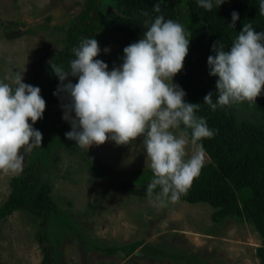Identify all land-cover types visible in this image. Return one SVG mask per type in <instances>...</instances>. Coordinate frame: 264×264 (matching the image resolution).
Returning a JSON list of instances; mask_svg holds the SVG:
<instances>
[{
	"label": "clouds",
	"instance_id": "1",
	"mask_svg": "<svg viewBox=\"0 0 264 264\" xmlns=\"http://www.w3.org/2000/svg\"><path fill=\"white\" fill-rule=\"evenodd\" d=\"M224 2L197 0L198 6L207 11ZM153 10L160 12L159 3L153 5ZM259 12L264 15V0L259 2ZM238 19V13L233 11L229 27L233 28ZM189 43L181 23L158 15L142 38L123 48L118 67L109 70L106 62L94 59L101 49L92 37L83 38L73 48L75 58L69 62L68 70H55L60 83L53 95L65 93L68 99L61 117L71 126L65 138L88 149L109 140L121 145L142 137L153 174L146 195L150 204L158 208L187 194L205 163L202 140L215 134L205 118L195 114L200 104L187 102L185 91L173 83L183 68ZM212 50L215 55L208 56L207 65L209 75L217 77L216 101L210 91L203 102L212 110L234 102L255 103L264 85V31H256L251 23L244 24L230 48L225 50L214 43ZM103 51L107 53L109 49ZM23 72L0 79L3 174L22 173L23 153L42 143V133L34 124L43 118L46 102L38 86L23 82ZM70 76L77 78L75 83L68 79ZM189 144L194 148L190 156L186 152Z\"/></svg>",
	"mask_w": 264,
	"mask_h": 264
},
{
	"label": "trees",
	"instance_id": "2",
	"mask_svg": "<svg viewBox=\"0 0 264 264\" xmlns=\"http://www.w3.org/2000/svg\"><path fill=\"white\" fill-rule=\"evenodd\" d=\"M104 1L84 0L79 14L63 31L62 53L45 67L35 68L27 83H45L47 106H52L59 118V94L53 95L60 83L55 70L69 69V62L75 58L72 50L83 38L94 37L97 40L100 36L107 35L122 43L123 47L117 53L99 54L94 58L106 62L110 70L122 63L123 48L142 38L156 16L163 15L166 20L181 23L187 30L190 43L183 68L174 76V81L185 91L184 99L187 102L200 104L195 114L205 118L208 127L215 134L210 139L202 140L209 163L203 165L199 176L194 178L187 194L179 201L208 204L213 208L212 221L219 225L227 220L252 224L262 240L256 256L259 264H264V85L255 103L234 102L212 110L203 102L208 92L213 93V102L217 95V77L209 75L207 65L208 56L215 55L212 45L217 43L227 50L244 24L251 23L256 31H264V15L259 12L260 0H225L219 7L214 4L211 11L198 6L197 0L178 1L176 5L170 0H109L114 2L119 13L104 9ZM157 3L160 5V12L153 10V5ZM233 11L238 13L239 19L232 28L228 24L231 23ZM6 36L13 39L21 36V33L11 34L8 31ZM70 78L71 76L68 77ZM60 126L62 132L59 139L67 153L80 159L92 173V193L148 197L146 189L153 175L150 169L126 174L112 165H105L92 157L86 149L77 146L75 141L65 138L64 134L69 130L64 127L62 120ZM40 128L39 123L38 129ZM50 155L51 148L48 145L42 152L32 155L22 173L9 180V193L0 204V221L15 211H27L42 219L40 231L36 235L42 253L41 264H58L57 246L60 243L56 238L48 242L46 234L49 228L72 227L71 218H66V212L61 211L51 200L49 193L52 186L49 177L42 178L44 164ZM64 216L65 219L62 220ZM140 247L148 256L168 257L186 264H208L193 254L143 246V241L95 249L107 255H120L125 259Z\"/></svg>",
	"mask_w": 264,
	"mask_h": 264
},
{
	"label": "rangeland",
	"instance_id": "3",
	"mask_svg": "<svg viewBox=\"0 0 264 264\" xmlns=\"http://www.w3.org/2000/svg\"><path fill=\"white\" fill-rule=\"evenodd\" d=\"M170 1L176 5L183 0ZM83 4L84 0H0L2 79L11 78L16 71L24 70L23 82L27 83L35 68L45 67L61 54L63 31L71 25ZM103 8L120 12L109 0L104 1ZM45 26L47 29H43ZM8 31L11 34L20 32L21 36L8 39ZM97 41L102 55L117 53L123 47L119 40L107 35L100 36ZM105 48L109 49L107 53L103 51ZM76 79L70 78L73 83ZM173 83L176 84L174 78ZM33 86L40 88V95L46 102L43 118L34 124V128L38 129L40 123L38 130L42 133V143L40 147L23 153L24 168L32 155L42 152L47 145L51 148L42 178L49 177L51 200L66 212V218H71L72 226L70 229L61 226L54 229L52 226L46 234L48 242L56 238L60 243L57 246L58 264H186L168 257L148 256L143 253L142 247L125 259L95 249L134 241H143V246L165 251L193 254L208 264H259L256 250L262 245V240L254 226L231 220L222 225L216 224L211 218L213 208L206 203L177 201L158 208L150 204L148 197L92 193V173L80 159L67 153L59 139L61 120L64 127L71 130L69 122L61 118L63 105L68 103L67 95L59 93L60 120L54 108L47 106L45 83L38 81ZM84 149L99 162L112 165L122 173L150 169L142 137L129 144L117 145L109 140ZM193 150L191 144L186 146L188 156ZM207 163L209 158L205 153L204 165ZM18 175L0 173V204L9 193V180ZM41 221L27 211H15L0 221V264H41L42 253L36 238Z\"/></svg>",
	"mask_w": 264,
	"mask_h": 264
}]
</instances>
